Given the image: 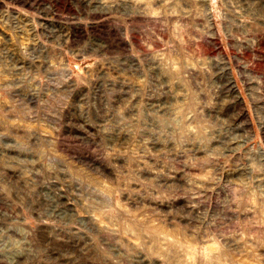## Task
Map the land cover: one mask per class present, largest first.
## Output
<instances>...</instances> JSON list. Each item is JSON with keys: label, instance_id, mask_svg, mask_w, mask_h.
Returning a JSON list of instances; mask_svg holds the SVG:
<instances>
[{"label": "rangeland", "instance_id": "rangeland-1", "mask_svg": "<svg viewBox=\"0 0 264 264\" xmlns=\"http://www.w3.org/2000/svg\"><path fill=\"white\" fill-rule=\"evenodd\" d=\"M0 264H264V0H0Z\"/></svg>", "mask_w": 264, "mask_h": 264}]
</instances>
